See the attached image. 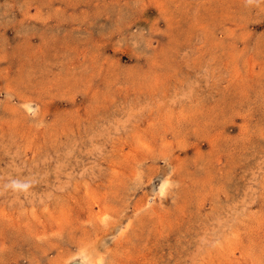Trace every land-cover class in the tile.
Masks as SVG:
<instances>
[{"label":"rangeland","instance_id":"374dc122","mask_svg":"<svg viewBox=\"0 0 264 264\" xmlns=\"http://www.w3.org/2000/svg\"><path fill=\"white\" fill-rule=\"evenodd\" d=\"M89 252L264 264V0H0V264Z\"/></svg>","mask_w":264,"mask_h":264},{"label":"bare ground","instance_id":"6f19581e","mask_svg":"<svg viewBox=\"0 0 264 264\" xmlns=\"http://www.w3.org/2000/svg\"><path fill=\"white\" fill-rule=\"evenodd\" d=\"M168 187V181L164 180L160 187V192L163 193L164 190ZM80 257H82L84 264H100V258L92 253H83Z\"/></svg>","mask_w":264,"mask_h":264}]
</instances>
